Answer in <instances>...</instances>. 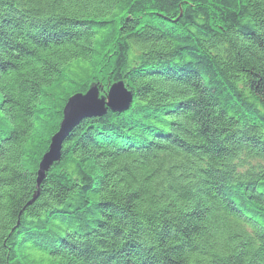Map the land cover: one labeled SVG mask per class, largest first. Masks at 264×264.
Masks as SVG:
<instances>
[{"label": "trees", "instance_id": "trees-1", "mask_svg": "<svg viewBox=\"0 0 264 264\" xmlns=\"http://www.w3.org/2000/svg\"><path fill=\"white\" fill-rule=\"evenodd\" d=\"M131 44L160 74L139 62L142 94L75 126L28 206L67 97ZM177 46L192 74L158 62ZM178 260L264 264V0H0V264Z\"/></svg>", "mask_w": 264, "mask_h": 264}, {"label": "rangeland", "instance_id": "rangeland-1", "mask_svg": "<svg viewBox=\"0 0 264 264\" xmlns=\"http://www.w3.org/2000/svg\"><path fill=\"white\" fill-rule=\"evenodd\" d=\"M178 4L182 5V4H185V2L182 4L181 3H178ZM177 11L178 10H176L175 12H177ZM180 15H181V13H178L177 17H179ZM137 18H139V21L141 23L152 21V23L154 24L153 20H155L154 15L151 18L148 14L147 15H140ZM140 46L141 45H139V48H135L133 46V44L128 45L129 49H127V51L125 53L126 59H125L124 65H122L121 67L116 65L113 68L109 65L108 69H106V67H103L101 70L98 71V74L95 75V77H92L91 79H89L85 84V90L83 89V90H80L79 92L75 93V95L76 94L82 95L81 98H83V99L79 98L77 101L73 100V98L75 96L74 94L67 97L66 103L69 102V103L77 104L73 109L75 111L70 110L69 121L67 123V127H70V128L73 127L74 128L75 126H78L82 121H85V120H89V121L92 119H96V120L97 119H104L105 120V118H108V117H106L108 115V113L124 114L130 109V105L133 102V100L136 99L137 95L142 94L143 91H141V87L139 89H137L138 86L132 84V82H134L133 79H131L129 81V83L131 86L133 85L132 86L133 90H135V88L137 90L133 91V92H132V90L131 91L129 90V86L125 80L128 74L130 76L129 72L138 68L137 66L141 65L144 67L145 71H147L148 73L149 72L151 73L153 71L157 74H160V72H158L156 70V68L159 69V67H156V68L154 67L156 64L155 65L153 64V67H149V68L147 66H145L147 60H149V59L152 60L151 57H147V56L153 55V53H152V51H150L146 48L140 49ZM188 51L191 53L193 52L192 49H190ZM136 53H137V55H136ZM158 58H159L158 62L166 63V65H168V68L170 70H172L171 74H173L175 76L179 75L181 77L184 75L192 74V73H187L188 71L191 70V68L187 67L188 66L187 64H180L182 61H186V54L182 55L180 46L174 47V49H172L171 51H169L167 53L160 54V56ZM139 62H140V64L138 65ZM175 62L180 66L173 64ZM173 68H175V69H173ZM121 69H123L124 72L118 73L117 71H119ZM139 70L142 71V74L145 72L141 69H139ZM83 86H84V84H83ZM236 87L238 88V86H236ZM248 94L245 93V95H248ZM137 99H139V98H137ZM224 99H227V96H225V94H224V97L222 98L221 101H224ZM119 105H121L120 107H121V109L123 108V111H114V110H111L109 108V107H111L113 109H116L114 107H119ZM64 106L65 105H63V107H62V111H63ZM76 109H79L80 112L76 111ZM61 116L62 117H61L60 123L58 125V129L56 132H58V130L62 124L63 114ZM77 117H78V119L76 120L77 122L75 124L74 121ZM55 133L52 135V137L55 135ZM66 138H67V134L65 135V137L62 140L61 148H62V145H63ZM49 144H50V142H49ZM48 147H49V145H48ZM47 151H48V149H47ZM43 155H42V157H43ZM201 161L203 162L201 165H205V167L209 164L207 159H205V158H201ZM40 164H41V160L38 163V169L40 168ZM54 164L55 163H53V162L49 163V165H48L49 169L44 173V179L40 182H43L45 180L47 173L53 168ZM45 166L47 167V165H45ZM37 178H38V176L36 174L35 180H37ZM82 179L84 181H85V179L90 180L88 176H85ZM37 181H35L36 192H34L33 198L31 199V201H29L28 206H31L32 202L34 203L38 199V196L37 195L35 196V194L38 193V195H39V191H40V187H41L42 183L40 185H37ZM106 183H107L106 186L109 187L108 191H111V188H112L111 185L113 184V182L107 180ZM85 202H86V204H89L88 200H85ZM90 209H93V207H90ZM112 225L114 226V224H112ZM43 244H45V241H43Z\"/></svg>", "mask_w": 264, "mask_h": 264}, {"label": "water", "instance_id": "water-1", "mask_svg": "<svg viewBox=\"0 0 264 264\" xmlns=\"http://www.w3.org/2000/svg\"><path fill=\"white\" fill-rule=\"evenodd\" d=\"M82 95L80 94H76L73 98V100H78L79 98H81ZM83 99V98H81ZM75 104V103H74ZM73 103H69L67 102L63 108V111H62V114H63V120H62V124L58 130V132L55 133V135L50 139V144H49V147H48V151L43 155V157L41 158V164H40V168L38 169L37 171V185H40L42 182L43 179H44V173L49 169V163H57L59 160H60V156H61V143H62V140L63 138L65 137V135L67 133H69L73 127H67V123L69 121V113H70V110L72 111H75L73 110L74 107L77 105L75 104L74 105ZM121 105H119L120 107ZM125 106V105H124ZM123 106V107H124ZM114 107L116 109H113L111 107H109L111 110H114V111H122L123 108L121 109V107ZM76 111L80 112L79 109H76ZM78 119V117L75 119L74 123L76 124V120ZM47 165V167L45 166ZM38 196V193L35 194V196Z\"/></svg>", "mask_w": 264, "mask_h": 264}, {"label": "bare ground", "instance_id": "bare-ground-1", "mask_svg": "<svg viewBox=\"0 0 264 264\" xmlns=\"http://www.w3.org/2000/svg\"><path fill=\"white\" fill-rule=\"evenodd\" d=\"M123 111V110H122ZM68 134V133H67ZM239 156H241L240 155V152H238V153H236V155H234L230 160H231V163L233 164V165H238L239 164ZM245 163H244V167H243V170H242V172H244L248 167H254L255 165H252L251 163H249V162H247V161H244ZM255 163V162H254ZM239 170L240 169H236L235 171V173H238L239 172ZM252 207V204H247V202H245L244 204L242 203L241 204V206H240V210H237L238 211V213H241V215L245 218V219H249V218H251L252 217V215H253V210H251L250 208ZM255 216L257 217V216H259V214L258 213H256L255 214ZM128 221L130 222V224H132L133 223V225L134 226H136V225H138V224H136V223H134V221H138V222H141V220H139V219H134V218H129L128 219ZM240 222L243 224L242 225V229L244 230V231H250V230H252V228L249 226V222L248 221H244V220H240ZM157 230H159V231H161V229H157ZM164 235V234H163ZM125 236H127V234H125ZM156 260H159L158 258H156ZM177 264H188V263H184L183 261H181V260H178V261H175ZM88 264V263H87ZM158 264H162V261H159V263ZM194 264V263H193Z\"/></svg>", "mask_w": 264, "mask_h": 264}]
</instances>
